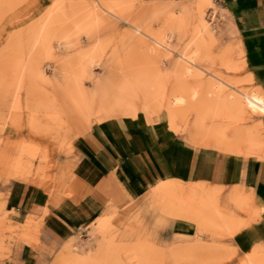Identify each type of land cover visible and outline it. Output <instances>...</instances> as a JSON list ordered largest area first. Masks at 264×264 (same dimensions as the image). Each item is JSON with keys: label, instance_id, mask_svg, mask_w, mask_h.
Segmentation results:
<instances>
[{"label": "rangeland", "instance_id": "obj_1", "mask_svg": "<svg viewBox=\"0 0 264 264\" xmlns=\"http://www.w3.org/2000/svg\"><path fill=\"white\" fill-rule=\"evenodd\" d=\"M109 2L0 0V264H264V188L221 199L182 185L164 196L118 173L104 180L91 159L80 176L82 137L108 119L105 104L128 96L145 101L135 116L155 132L264 159V94L215 3L162 15L159 2ZM181 16L191 19L179 28ZM24 186L55 210L71 200L88 208L73 216L71 240L45 243L46 216L18 215L12 198ZM168 218L193 223L194 234L162 240Z\"/></svg>", "mask_w": 264, "mask_h": 264}, {"label": "crops", "instance_id": "obj_2", "mask_svg": "<svg viewBox=\"0 0 264 264\" xmlns=\"http://www.w3.org/2000/svg\"><path fill=\"white\" fill-rule=\"evenodd\" d=\"M139 1L159 2V6L172 8L197 6L205 0ZM212 1L221 24L227 25L241 39L248 75L264 94V0ZM174 2L183 3L174 5ZM77 150L81 159L82 178L87 171L85 166L91 159L101 167L102 174H106L104 180L118 173L123 181L143 191H155L163 183H170L179 187L182 194L183 186H201L218 190L220 198L225 199L234 191L251 193L256 197L264 188V159L192 146L178 135L169 137L155 132L146 120L138 116L112 117L94 123L82 137ZM12 205L18 215L22 213L24 217L45 215L40 223V240L58 245L73 238L78 224L73 216L88 213L84 204L72 200L55 210L53 206L44 204L36 190L26 186L13 196ZM57 215H66L68 218L62 220ZM101 225H105V221H99L97 227ZM194 231L193 223L168 218L160 236L162 240L173 242L176 235L191 236ZM29 247L24 244L17 253L22 255Z\"/></svg>", "mask_w": 264, "mask_h": 264}, {"label": "bare ground", "instance_id": "obj_3", "mask_svg": "<svg viewBox=\"0 0 264 264\" xmlns=\"http://www.w3.org/2000/svg\"><path fill=\"white\" fill-rule=\"evenodd\" d=\"M110 0H103L104 4H108V3H111V4H115L116 1H111L109 2ZM99 2H101V0H99ZM207 3H209L208 0H205L201 5H206ZM102 4V3H101ZM100 4V5H101ZM163 4V3H161ZM166 4H170V3H166ZM108 7V6H107ZM95 8V7H94ZM167 5L165 7H162V6H155L154 8V11L153 13L155 14H162L163 10L164 9H167ZM93 9V8H92ZM168 10V9H167ZM166 10V11H167ZM95 11V10H94ZM177 11V10H176ZM96 12V11H95ZM94 13V12H93ZM151 13V12H150ZM166 15H167V12H165ZM176 13V12H175ZM169 14V13H168ZM93 15V14H92ZM163 15V14H162ZM161 15V16H162ZM171 15V14H170ZM94 16V15H93ZM100 16V15H99ZM156 16V15H155ZM168 17V16H167ZM164 18V17H163ZM189 20L191 19L189 16L188 17H185L184 16H181V17H178V18H174L173 21H174V24L181 28L183 27L184 23H185V20ZM204 28V27H203ZM202 28V29H203ZM137 30V29H136ZM145 101L144 100H140V99H134L133 96L131 98V96H128L127 99H124V98H120V99H116V100H113L107 104H105V109H106V115L107 118H112V117H117V116H123V117H134L136 115V113L139 111V109L142 107H144V109L147 107L146 104L144 103ZM179 103H182V100H178ZM177 102V103H178ZM135 103L138 104L140 107H135ZM148 108H150L148 106ZM152 113H149L148 115V121H151L152 120ZM158 120V119H157ZM176 186L174 184H170V183H166L161 186H159L157 188V191L161 194V195H164V196H169L172 192H174L176 190ZM165 211L167 213H169V215L171 216H174V217H179V215L182 213L181 209H179L178 207H174V206H171L169 205ZM69 249V246L67 248H65L61 253H64L66 251H68ZM62 258V255L58 258L59 260ZM62 261V260H61Z\"/></svg>", "mask_w": 264, "mask_h": 264}]
</instances>
